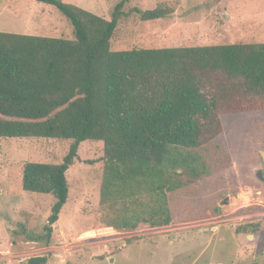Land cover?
Instances as JSON below:
<instances>
[{"label":"trees","instance_id":"1","mask_svg":"<svg viewBox=\"0 0 264 264\" xmlns=\"http://www.w3.org/2000/svg\"><path fill=\"white\" fill-rule=\"evenodd\" d=\"M36 1L56 8L74 39L0 32V140L73 143L61 163L23 166V190L55 198L44 234L29 240L50 243L85 141L104 144L100 205L117 217L107 227L172 225L169 195L228 166L211 149L221 117L264 111V43L113 51L130 0L119 1L110 20L64 0ZM133 12L142 21L166 15L160 7Z\"/></svg>","mask_w":264,"mask_h":264},{"label":"rangeland","instance_id":"2","mask_svg":"<svg viewBox=\"0 0 264 264\" xmlns=\"http://www.w3.org/2000/svg\"><path fill=\"white\" fill-rule=\"evenodd\" d=\"M64 1L110 20L121 0ZM157 7L166 14L161 20L142 21L133 12ZM123 11L113 51L264 43V0H130ZM0 32L74 39L70 22L36 0H0ZM221 122L211 149L228 166L170 194L174 223L162 228L107 227L117 217L100 205L104 144L83 142L67 172L69 199L49 244L29 239L44 234L55 198L25 192L23 166L61 163L73 142L1 139L0 264L39 256L47 264H264V111L226 114Z\"/></svg>","mask_w":264,"mask_h":264},{"label":"crops","instance_id":"3","mask_svg":"<svg viewBox=\"0 0 264 264\" xmlns=\"http://www.w3.org/2000/svg\"><path fill=\"white\" fill-rule=\"evenodd\" d=\"M180 30H182V31H185V29L184 28H179ZM112 263H114L115 262V259L114 258H110L109 259Z\"/></svg>","mask_w":264,"mask_h":264},{"label":"water","instance_id":"4","mask_svg":"<svg viewBox=\"0 0 264 264\" xmlns=\"http://www.w3.org/2000/svg\"><path fill=\"white\" fill-rule=\"evenodd\" d=\"M262 159H263V164H264V153H262ZM263 174H264V170H263Z\"/></svg>","mask_w":264,"mask_h":264}]
</instances>
